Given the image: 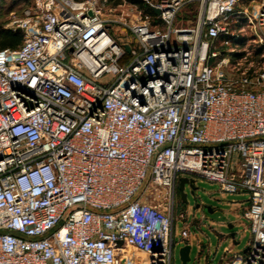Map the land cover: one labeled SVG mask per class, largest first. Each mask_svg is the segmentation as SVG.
Segmentation results:
<instances>
[{"label":"built area","instance_id":"1","mask_svg":"<svg viewBox=\"0 0 264 264\" xmlns=\"http://www.w3.org/2000/svg\"><path fill=\"white\" fill-rule=\"evenodd\" d=\"M143 3L151 13L124 0L11 13L0 264H172L188 236L174 238L182 175L247 195L248 250L226 260L264 264V0Z\"/></svg>","mask_w":264,"mask_h":264},{"label":"rangeland","instance_id":"2","mask_svg":"<svg viewBox=\"0 0 264 264\" xmlns=\"http://www.w3.org/2000/svg\"><path fill=\"white\" fill-rule=\"evenodd\" d=\"M118 1L119 3L123 2V0ZM124 1L130 2L129 0ZM31 2L32 0H0V26L8 29L5 25L11 13L20 14ZM141 2L143 3V0ZM119 3L111 0L110 6L119 8L117 6ZM138 6L150 13L145 8L148 7L147 5L138 4ZM114 14L118 17L119 11H114ZM195 14V6L190 5L184 8L175 21V25H186L195 18ZM111 31L115 34L125 35L127 33L125 29L121 30L117 26L112 27ZM221 41L222 38L220 37L217 42L218 46L221 45ZM259 52H264V47L259 48ZM194 185L196 188L193 193L189 186L185 187L188 202L186 204L181 202L184 216L182 219L176 220L174 238L176 241L180 240L181 229L185 227L188 230V236L183 242H188L191 246L189 263L219 264L223 255L227 258L235 250H241L250 238L249 231H242L246 220L240 215V209L247 204V195L222 192L217 183L200 177L195 178ZM196 203L201 205L195 207ZM231 223L233 227H229ZM232 231L235 232L233 238L230 236ZM234 241H238V243L235 244ZM180 246L177 244L174 247L172 264H181L178 253ZM225 248L229 249L227 253L224 252ZM207 254L209 261L206 259ZM221 264L228 263L223 260Z\"/></svg>","mask_w":264,"mask_h":264},{"label":"water","instance_id":"3","mask_svg":"<svg viewBox=\"0 0 264 264\" xmlns=\"http://www.w3.org/2000/svg\"><path fill=\"white\" fill-rule=\"evenodd\" d=\"M156 13H158V10H154ZM125 49L126 50H129V46L128 45H125ZM194 181H195V178L194 177H189L187 175H182L179 177L178 179V190H179V195H180V200L186 204L188 202L187 200V193L185 191V187L186 186H189L190 189H191V192L193 193L196 186L194 185ZM201 204L200 203H196L195 204V207H199ZM206 207V205H204ZM229 227H232L229 225ZM235 235V232L232 231L230 233V236L233 238ZM234 243H238L237 241H234ZM190 244L188 242H183L182 245L179 247L178 249V253H179V257H180V260H181V264H190L189 261L191 259L190 257ZM248 248V247H247ZM206 259L208 260L209 259V256L208 254L206 255ZM209 261V260H208Z\"/></svg>","mask_w":264,"mask_h":264},{"label":"trees","instance_id":"4","mask_svg":"<svg viewBox=\"0 0 264 264\" xmlns=\"http://www.w3.org/2000/svg\"><path fill=\"white\" fill-rule=\"evenodd\" d=\"M113 1H115V3H119L118 0H113ZM129 1L131 3H135V4L138 3L139 5L144 6V4L141 2L142 0H129ZM145 8L147 11L151 13L149 7H145ZM20 43H21V33L19 31L4 29L0 26V48L17 47L19 46Z\"/></svg>","mask_w":264,"mask_h":264},{"label":"crops","instance_id":"5","mask_svg":"<svg viewBox=\"0 0 264 264\" xmlns=\"http://www.w3.org/2000/svg\"><path fill=\"white\" fill-rule=\"evenodd\" d=\"M110 1L111 0H109V5H110ZM181 200L178 202V212H180V211H182V205L183 204H181ZM183 203V202H182ZM246 207H247V204H246V206L245 207H242L241 209H240V215L243 217V211L246 209ZM246 220V219H245ZM245 226H244V228L242 229V231H244V232H246V231H248V229H247V221L245 222V224H244ZM230 226H232L233 227V224L231 223L230 224ZM249 241H250V238H249V240H248V242H247V244H246V246H244L241 250H235V253H245V252H247V250H248V246H249ZM238 242V241H237ZM236 244V243H235ZM226 249V248H225ZM224 252H225V250H224ZM223 260H226V257H224V255H223V257L221 258V261H220V263L219 264H221V262L223 261ZM226 262H227V260H226ZM228 263V262H227Z\"/></svg>","mask_w":264,"mask_h":264},{"label":"flooded vegetation","instance_id":"6","mask_svg":"<svg viewBox=\"0 0 264 264\" xmlns=\"http://www.w3.org/2000/svg\"><path fill=\"white\" fill-rule=\"evenodd\" d=\"M176 190H177V192H176V194H177L176 199H178V198H180L178 186H177ZM177 204H178V201H177Z\"/></svg>","mask_w":264,"mask_h":264}]
</instances>
